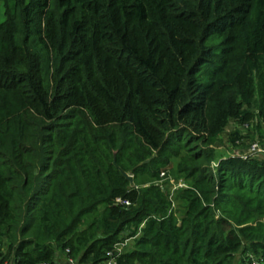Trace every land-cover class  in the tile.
<instances>
[{"label":"trees","instance_id":"16d2710c","mask_svg":"<svg viewBox=\"0 0 264 264\" xmlns=\"http://www.w3.org/2000/svg\"><path fill=\"white\" fill-rule=\"evenodd\" d=\"M5 1L0 264H264V0Z\"/></svg>","mask_w":264,"mask_h":264},{"label":"rangeland","instance_id":"374dc122","mask_svg":"<svg viewBox=\"0 0 264 264\" xmlns=\"http://www.w3.org/2000/svg\"><path fill=\"white\" fill-rule=\"evenodd\" d=\"M6 8L7 2L5 0H0V20H3ZM252 111L256 113V117L252 123L253 127L251 125L250 129L245 131L246 133L244 131H240L242 138L236 137L234 140L233 137H235V135L233 134V131H237L239 128L229 123L224 132L220 135L218 141L214 144L216 155L225 156L229 154H242L250 148L252 143L256 141H258L261 145L264 144V120L257 117L256 105L252 107ZM178 161V157L173 158L171 164L167 168V176L158 180V183L164 185V188L172 197L179 188V184L185 183L184 178L179 175L176 170V164ZM127 241L126 245L123 246V250L128 249L132 245V240Z\"/></svg>","mask_w":264,"mask_h":264},{"label":"built area","instance_id":"2783aa9c","mask_svg":"<svg viewBox=\"0 0 264 264\" xmlns=\"http://www.w3.org/2000/svg\"><path fill=\"white\" fill-rule=\"evenodd\" d=\"M239 156L242 159H247L248 157H258V158H264V144L261 145L258 141L252 143L250 145V148L247 149L244 153H240ZM161 177L164 176V173L160 174ZM179 187H185V184H179ZM119 203H125L128 204L127 201H123L121 199H116ZM128 239L124 240L123 242L116 243L114 245V248L111 251L107 252V257L103 261L102 264H118V257L124 252L123 246L126 245ZM73 262L72 260H70ZM2 264H9L8 262H4ZM47 264V263H44Z\"/></svg>","mask_w":264,"mask_h":264},{"label":"crops","instance_id":"0c3cea01","mask_svg":"<svg viewBox=\"0 0 264 264\" xmlns=\"http://www.w3.org/2000/svg\"><path fill=\"white\" fill-rule=\"evenodd\" d=\"M54 264H77V263L71 262L70 259L67 258L65 253H58L56 255Z\"/></svg>","mask_w":264,"mask_h":264},{"label":"water","instance_id":"95a60500","mask_svg":"<svg viewBox=\"0 0 264 264\" xmlns=\"http://www.w3.org/2000/svg\"><path fill=\"white\" fill-rule=\"evenodd\" d=\"M113 163L116 165V162L115 161H113ZM120 171H121V174L130 182V185L132 186L134 184V182H133V175H131V174L123 171L122 169H120Z\"/></svg>","mask_w":264,"mask_h":264}]
</instances>
